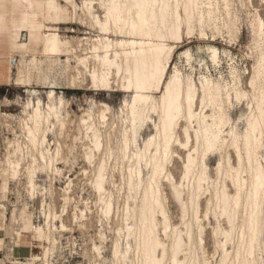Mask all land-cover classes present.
Masks as SVG:
<instances>
[{"label": "rangeland", "instance_id": "374dc122", "mask_svg": "<svg viewBox=\"0 0 264 264\" xmlns=\"http://www.w3.org/2000/svg\"><path fill=\"white\" fill-rule=\"evenodd\" d=\"M14 1L15 5H0V23L4 24V27L0 24V56H4L0 59H7L6 67L11 68L13 76V80L7 84L0 83V264H116L112 261L116 244L123 252L122 261L118 264H141V253L136 251V233H127L126 225L136 228V231L139 228L135 216H126V213L128 207L131 210L139 208L143 189L148 182L149 169L144 163L137 165L133 161L136 155L145 151L146 142L151 137L158 139L155 128V123L159 122L158 116L150 113L152 119L138 123L132 137L128 110L131 96L116 91L101 94L95 90L88 92L87 89L92 87L87 72L84 73L83 89L65 88L69 78L75 74L71 67L66 75L58 77L60 87L56 89L53 99L57 112L49 117L51 125L46 131L47 142L42 145V150L34 149L27 128L33 110L29 102L36 103L40 97L44 102L42 108L47 110L44 105L51 88L37 84L36 77H33L31 87L15 84L18 68L17 65L10 66L9 58L19 61L23 57H36L43 60L46 70L48 61L42 55L44 45L41 39L47 33L44 28L46 24L52 29H59L57 33L66 42L65 49H75L69 56L60 57L62 62L69 57L73 66L77 56L91 55L88 52L92 40L101 35L83 8L87 0H56L49 16L46 0ZM218 2L220 9L216 13V24L220 32L212 26L206 29L208 35L205 37L196 27L189 36L185 29L180 43L168 42L174 46V52L165 77L169 80L175 68H178L185 83L193 80L200 85L206 77L231 85L236 83L240 93L246 95L238 98L233 94L231 104H227L230 121L224 135L229 136L232 129L244 134L253 104L250 81L259 53L264 55V44L256 48L254 42L257 17L264 22V0H230L231 16L223 0ZM98 6L94 11L103 16L104 12L98 10ZM22 16L25 29L17 32L10 21ZM30 34L32 44L26 50H12L11 46L26 44ZM210 46L218 49V61L213 60ZM152 95L156 100L161 97L159 92ZM199 103L197 105L201 110ZM104 110L105 117L102 118ZM88 115H91L90 121L98 126L100 149H94L90 140L92 134L86 133L82 119L88 118ZM42 131L38 134L40 139ZM125 132L129 140L124 138ZM178 136L183 142L186 141L182 131ZM193 139L195 141L194 135ZM193 147L191 143L186 147H175L166 172L179 183L183 192L181 198H185L188 205L185 220L193 225V254L201 258L202 264H222L226 256L223 246L231 258L238 248L243 251L249 237L248 228L243 224L245 213L241 212L238 216L237 227L230 241L225 234L230 232V226L224 217L214 215L215 199L212 198L215 189L220 188L224 180V176L217 171L220 163L227 164L226 154L221 151L207 155L202 171L204 188L196 204L191 205L188 193L198 173L190 174L189 179L185 180L184 166L194 151ZM260 160L264 164V147ZM231 162L237 164L236 156L233 155ZM101 167L106 190L102 195L95 188ZM139 168L142 170L141 182H135L130 189V169L137 175ZM247 175V172L243 173L249 182ZM165 180L166 177L162 176L158 189L170 226L165 230V220L159 216L157 229L161 240L169 247L173 229H179L184 234L185 227L182 203L175 197L170 184L162 183ZM229 189L234 192L231 184ZM105 203L111 205L109 213H105ZM196 218H199L198 222ZM19 247L27 250V255L19 257L16 252ZM255 254L259 258L258 264H264V228L261 245L256 247Z\"/></svg>", "mask_w": 264, "mask_h": 264}, {"label": "bare ground", "instance_id": "6f19581e", "mask_svg": "<svg viewBox=\"0 0 264 264\" xmlns=\"http://www.w3.org/2000/svg\"><path fill=\"white\" fill-rule=\"evenodd\" d=\"M55 1L46 0L48 16L50 8H55ZM223 2L226 4L228 15L231 16L232 3L230 0ZM71 3L75 8L77 7L73 1ZM85 5L83 8L94 21L93 27L97 28L101 35L100 38L92 40V47L88 52L91 55L77 56L75 66L71 64L69 57L62 62L60 57L69 56L75 49H65L66 42H63L57 33L59 29L57 27L52 29L46 24L44 28L47 33L42 36L44 45L42 55L48 61L47 69L44 70L43 60H38L36 57L16 60L18 73L15 84L31 87L34 84L33 77H36L37 84L51 88L47 96L48 101L44 105L47 110L42 108L44 102L40 97L37 98L36 103L29 102L33 110L27 128L33 148L42 150V145L47 142L46 131L51 125L49 117L57 112L53 99L56 89L60 87L58 77L66 75L69 68L72 67L75 74L72 78L68 77L69 82L65 88L83 89L84 73L87 72L92 87L87 89L88 92L95 90L97 94L108 91L128 93L132 98L128 103L132 137L135 136L134 131L138 123L143 124L146 120L152 119L150 113L157 114L159 120L155 123L158 139L151 137L146 142L145 151L136 155L133 161L137 165L144 163L146 169H149V177L142 192L139 208L131 210L128 207L126 213V216H135L139 228L136 231V228L126 225L127 233H136V251L139 250L141 253V264L167 262L202 264L201 258L193 254V225L191 221L185 220L188 210L186 199L181 198L183 192L179 183L166 172L167 163L174 153L173 149L179 145L186 147L189 143L194 146V151L190 150L192 154L190 153L185 163L184 178L188 180L190 174L198 173L188 193L191 205L196 204L204 188L202 171L206 165L207 155L221 151L226 154L227 164L220 163L217 171L224 176V180L220 188L218 186L215 189L212 198L215 199L214 215L224 217L230 226V232L225 233L230 241L232 232L237 227L238 216L241 212L245 213L243 224L248 228L249 237L243 251L238 248L231 258L223 246L226 256L222 264H258L259 258L255 251L256 247L259 248L261 245L264 228V164L260 160L261 150L264 147V55L262 52L259 53L250 81L253 89V95L251 94L253 104L247 129L244 134L232 129L227 136L224 135L230 121L227 104H231L233 94L238 98L245 94L240 93L236 83L231 85L208 77L200 85L193 80L185 83L178 68H175L169 80L165 77L174 52V46L169 45L168 42L180 43L185 29L190 36L197 27L201 36L205 37L208 35L206 29L212 26L215 31L220 30L216 24L218 21L216 13L220 9L218 0H98L97 2L87 0ZM96 5H99L98 10H103V16H99L94 11ZM50 31L53 33H48ZM254 42L256 48L264 44V22L260 17H257V22L254 24ZM209 48H212L213 60L218 61V49L214 46ZM12 58H9L10 66H12ZM153 92L161 93V97L156 100L152 95ZM198 102L201 103V110L198 108ZM101 115L102 118L105 117V110ZM90 116L83 118L82 121L86 133L92 134L90 140L94 149H100L98 126L90 121ZM42 129L43 135L40 139L38 134ZM179 131L184 133L185 142L178 136ZM126 133L124 138L129 140ZM124 147H127L126 142ZM233 155L236 156V165L231 162ZM41 156L44 158L43 151ZM102 169V167L99 169L95 181V188L101 195L106 193ZM246 172L249 175V182L243 177V173ZM141 175L140 168L137 175L130 169L128 181L130 189L135 182H141ZM162 176L166 177L162 183H169L175 197L182 203L185 227L184 234L179 229H173L171 236L169 235L171 243L168 248L161 240L157 229L159 216L165 220V230L170 226L158 189ZM230 184L234 187V192L229 189ZM110 207L109 203H105V213L110 212ZM196 220L198 222L199 218ZM122 254L120 246L114 245L112 261L116 264L121 262Z\"/></svg>", "mask_w": 264, "mask_h": 264}, {"label": "crops", "instance_id": "0c3cea01", "mask_svg": "<svg viewBox=\"0 0 264 264\" xmlns=\"http://www.w3.org/2000/svg\"><path fill=\"white\" fill-rule=\"evenodd\" d=\"M6 3H11V4H14L15 5V1L14 0H11V1H3V0H0V5H3V4H6ZM3 21V20H2ZM3 24V22H1ZM0 23V24H1ZM10 25L12 28H14L17 32L25 29V23H24V19H23V16L20 18V19H11L10 21ZM2 27H4V24L2 25ZM42 39V42H43V37H41ZM32 40H31V34L29 35V39H28V42L26 44H19V45H15V46H11L12 50L15 51V50H20V49H24L26 50L32 43ZM0 57H4V56H0ZM7 62V59H0V83H5L7 84V82L9 81H12L13 80V76L11 75V68H7L6 67V63ZM23 251V252H21ZM17 252V255L19 257H24L25 255H27L28 251L25 250V249H20V247L16 250ZM12 253L14 254V249L12 251ZM14 257V256H13Z\"/></svg>", "mask_w": 264, "mask_h": 264}, {"label": "built area", "instance_id": "2783aa9c", "mask_svg": "<svg viewBox=\"0 0 264 264\" xmlns=\"http://www.w3.org/2000/svg\"><path fill=\"white\" fill-rule=\"evenodd\" d=\"M16 58H12V65H16Z\"/></svg>", "mask_w": 264, "mask_h": 264}]
</instances>
